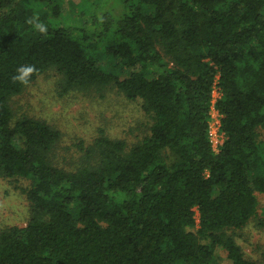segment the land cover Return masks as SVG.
<instances>
[{
  "label": "trees",
  "instance_id": "trees-1",
  "mask_svg": "<svg viewBox=\"0 0 264 264\" xmlns=\"http://www.w3.org/2000/svg\"><path fill=\"white\" fill-rule=\"evenodd\" d=\"M62 1L0 0V177L30 182L31 212L0 230V264H215L217 248L256 264L230 231L264 193V0H121L122 13L58 25ZM22 65L38 69L30 83L55 69L61 94L114 87L140 100L150 133L131 146L102 133L81 147L84 165L58 166L60 130L11 107Z\"/></svg>",
  "mask_w": 264,
  "mask_h": 264
},
{
  "label": "rangeland",
  "instance_id": "rangeland-1",
  "mask_svg": "<svg viewBox=\"0 0 264 264\" xmlns=\"http://www.w3.org/2000/svg\"><path fill=\"white\" fill-rule=\"evenodd\" d=\"M121 0H63L60 14L54 23L80 25L90 21V15L114 11L122 13ZM111 11V12H112ZM62 76L51 69L30 83L24 91L13 97L11 107L15 117L23 115L46 121L61 132L52 158L65 169H76L86 162L81 147H89L103 133L122 139L131 146L150 133L151 118L142 109L140 100L127 99L114 87L103 91L94 88L73 89L61 94ZM217 99L219 93L215 91ZM264 140V128L259 129ZM26 179L0 177V230L12 226L24 227L31 216L30 204L24 189ZM257 215L242 229L230 231L246 257L256 264H264V193H257ZM196 226L199 227V211L196 208ZM215 264H230L227 252L217 248Z\"/></svg>",
  "mask_w": 264,
  "mask_h": 264
},
{
  "label": "clouds",
  "instance_id": "clouds-1",
  "mask_svg": "<svg viewBox=\"0 0 264 264\" xmlns=\"http://www.w3.org/2000/svg\"><path fill=\"white\" fill-rule=\"evenodd\" d=\"M27 24L31 25L32 28L40 33L41 35H46L48 32V27L43 23L38 16H33L26 21ZM38 69L35 65H22L16 70V75L13 76V82H19L25 86L30 83L33 74L37 73Z\"/></svg>",
  "mask_w": 264,
  "mask_h": 264
},
{
  "label": "built area",
  "instance_id": "built-area-1",
  "mask_svg": "<svg viewBox=\"0 0 264 264\" xmlns=\"http://www.w3.org/2000/svg\"><path fill=\"white\" fill-rule=\"evenodd\" d=\"M214 93H213L212 106H211V117H210L209 127H208V138L211 143L212 149L215 152H218L220 150V147L224 143L225 135L221 131V117L222 116L216 108L215 103L218 98L216 99L214 97Z\"/></svg>",
  "mask_w": 264,
  "mask_h": 264
}]
</instances>
